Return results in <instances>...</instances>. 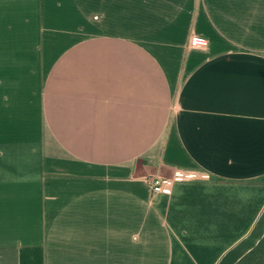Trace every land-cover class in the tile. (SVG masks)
Returning <instances> with one entry per match:
<instances>
[{"label": "crops", "instance_id": "0c3cea01", "mask_svg": "<svg viewBox=\"0 0 264 264\" xmlns=\"http://www.w3.org/2000/svg\"><path fill=\"white\" fill-rule=\"evenodd\" d=\"M263 238L264 0H0V264H237Z\"/></svg>", "mask_w": 264, "mask_h": 264}, {"label": "built area", "instance_id": "2783aa9c", "mask_svg": "<svg viewBox=\"0 0 264 264\" xmlns=\"http://www.w3.org/2000/svg\"><path fill=\"white\" fill-rule=\"evenodd\" d=\"M195 45L203 44L205 41L202 38L194 37L191 41ZM198 175L197 171L177 170L170 178L163 176H154L149 179L154 195H167L171 192V188L174 182L192 180Z\"/></svg>", "mask_w": 264, "mask_h": 264}, {"label": "trees", "instance_id": "16d2710c", "mask_svg": "<svg viewBox=\"0 0 264 264\" xmlns=\"http://www.w3.org/2000/svg\"><path fill=\"white\" fill-rule=\"evenodd\" d=\"M237 264H264V238Z\"/></svg>", "mask_w": 264, "mask_h": 264}]
</instances>
